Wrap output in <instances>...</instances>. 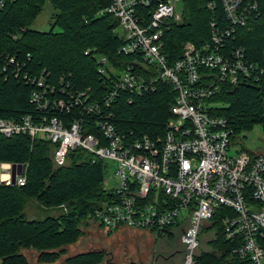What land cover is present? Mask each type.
I'll use <instances>...</instances> for the list:
<instances>
[{
	"label": "built area",
	"instance_id": "obj_1",
	"mask_svg": "<svg viewBox=\"0 0 264 264\" xmlns=\"http://www.w3.org/2000/svg\"><path fill=\"white\" fill-rule=\"evenodd\" d=\"M260 1L221 0L226 22L213 20L210 41L200 47L184 43L181 58L172 62L164 37L170 21L182 20L176 13L182 0H109L104 13L119 20L118 52L131 61L116 66L98 58L99 73L110 79L101 97L90 89L58 88L48 83L46 70L33 76L17 56L0 52V73L34 86L30 102L37 110L19 120L0 118V138L26 136L53 144L57 168L66 166L76 149L113 161L117 186L108 190L114 197L93 218L106 232H178L184 264H199L205 230L218 217L226 239L235 244L233 258L264 264V153L234 151L230 121L215 114L219 105L210 101L226 85L264 88V61H250L243 48L229 45L239 28L260 15ZM4 6L0 0V10ZM208 8L215 10L216 3L211 0ZM163 84L176 92L165 132L119 130L116 103L123 98L131 105ZM6 165L0 164V185H12L15 173L16 185L25 186L27 166L20 174L13 167L20 164Z\"/></svg>",
	"mask_w": 264,
	"mask_h": 264
},
{
	"label": "trees",
	"instance_id": "obj_2",
	"mask_svg": "<svg viewBox=\"0 0 264 264\" xmlns=\"http://www.w3.org/2000/svg\"><path fill=\"white\" fill-rule=\"evenodd\" d=\"M210 1L182 0V20L170 21L164 37V52L172 62L181 58L184 43L192 42L200 47L210 41L213 20L226 22L221 0H213L215 10L208 8ZM47 4L52 7L51 30H33ZM108 5L109 0H5L0 10V52L17 56L33 76L46 70L48 83L58 88L63 84L77 91L90 89L101 97L108 91L110 79L99 73L98 58L107 57L116 66L131 61V57L118 52L123 44L118 33L119 20L104 13ZM259 6L260 15L247 27L239 28L229 42L232 47L243 48L247 58L254 62L264 61V0ZM56 28L59 30L55 31ZM62 78L64 81L60 82ZM34 88L12 75L0 73V118L19 120L24 115L35 114L36 107L30 102ZM175 97L173 88L163 84L157 93L137 98L131 105L122 98L114 106L119 130L163 134ZM210 101L219 105L215 114L230 121L235 135L256 125L264 127V88L261 86L226 85ZM54 148L49 142L32 141L26 136L0 138V164L27 166L25 186L0 185L2 264H27L20 254L21 248L36 249L43 263L56 262L65 246L82 237V226L93 221L95 211L114 197L106 187L109 169L106 161L76 149L69 153L68 164L57 168L52 160ZM29 200H36L48 210L63 212L30 220L23 212ZM205 234L203 244L208 249L201 247L199 264H245L233 258L235 244L226 239L220 218L215 219ZM103 259V253L93 252L69 262L96 264Z\"/></svg>",
	"mask_w": 264,
	"mask_h": 264
},
{
	"label": "rangeland",
	"instance_id": "obj_3",
	"mask_svg": "<svg viewBox=\"0 0 264 264\" xmlns=\"http://www.w3.org/2000/svg\"><path fill=\"white\" fill-rule=\"evenodd\" d=\"M176 13L180 18L184 15L183 2L178 4ZM51 18L52 7L47 4L32 29L41 32L50 31L52 28ZM58 30V28L55 29V31ZM233 142L234 151L246 150L252 153H264V127L256 125L251 130L235 135ZM106 163L109 165L106 187L112 189L117 186L114 179L116 166L110 160ZM23 212L30 220H42L48 215L58 216L63 211L60 209L48 210L36 200H29L25 204ZM82 231V237L76 243L65 246L60 258L54 263L41 262L40 253L33 248H21L20 254L25 258L27 264H71L69 260L93 252L104 254V259L96 264H153L156 258H160L159 264H184L186 250L178 232L168 233L163 237H158L155 233L130 229L109 233L102 230L92 220L82 226ZM202 248L208 249L203 243ZM0 264H2L1 259Z\"/></svg>",
	"mask_w": 264,
	"mask_h": 264
},
{
	"label": "water",
	"instance_id": "obj_4",
	"mask_svg": "<svg viewBox=\"0 0 264 264\" xmlns=\"http://www.w3.org/2000/svg\"><path fill=\"white\" fill-rule=\"evenodd\" d=\"M5 167H6V168H10L11 165H10V164H7ZM13 167H14V170H15V168H16V169L18 168V169H19V173H20V174L22 173L23 165H21V164H20V165H14ZM12 185H13V186H16L15 173L13 174Z\"/></svg>",
	"mask_w": 264,
	"mask_h": 264
},
{
	"label": "flooded vegetation",
	"instance_id": "obj_5",
	"mask_svg": "<svg viewBox=\"0 0 264 264\" xmlns=\"http://www.w3.org/2000/svg\"><path fill=\"white\" fill-rule=\"evenodd\" d=\"M159 261H160V258H156L154 261H153V264H159ZM168 263V261H166Z\"/></svg>",
	"mask_w": 264,
	"mask_h": 264
}]
</instances>
